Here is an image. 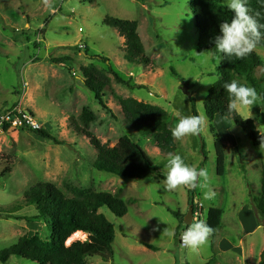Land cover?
<instances>
[{"label": "rangeland", "instance_id": "rangeland-1", "mask_svg": "<svg viewBox=\"0 0 264 264\" xmlns=\"http://www.w3.org/2000/svg\"><path fill=\"white\" fill-rule=\"evenodd\" d=\"M219 2L225 7L224 0ZM51 3L50 9L43 0H0V111L23 108L35 117L43 131L63 142L56 144L36 136L31 129L0 133V252L23 236L38 234L49 239L45 223L30 220L38 215L36 206L24 201L28 189L48 182L67 196L76 187L118 194L128 202V213L123 218L106 207L100 210L115 229L114 254L109 261L95 258L91 264H219L224 260L221 243L238 240L244 232L245 263L259 264L264 251V218L257 213L253 198L261 195L264 152L231 120L217 117L211 124L207 118L200 135L176 140L172 151L187 164L208 169L216 196L204 200L203 190L198 187L192 190L195 200L204 204L206 212L210 207L223 211L214 244L211 236L196 252L180 247L176 236L162 235L169 226L176 233L179 222L173 212H187L190 189L166 192L161 179L130 180L96 170L97 151L86 137L71 129L72 118L79 122L83 109L88 108L96 116L90 131L102 143L114 147L122 138L131 139L152 160L156 173L165 176L168 152L126 125L118 98H134L164 109L170 115L172 128L177 123V111L193 115L190 98L183 92L188 88L197 114L206 115V97L220 79V58L215 59L207 51L199 52L191 0ZM106 17L138 22L145 54L152 61L150 66L134 67L125 60L124 38L103 24ZM254 52L264 63V48L256 47ZM53 59L69 60L61 61L59 66ZM108 62L124 80L145 88L130 89L109 74L111 89L106 92L104 108L84 86L81 68L95 65L104 70ZM255 76L262 86L258 93L262 98L252 106L251 113L243 110L239 115H251L248 119L255 122L259 133H264V65L256 69ZM199 80L215 83L203 84ZM217 136L226 155L221 174L215 147ZM7 167L11 173L2 176ZM157 226L159 230L153 231ZM87 237L81 235L71 242L69 239L67 246L86 241ZM142 243L155 246L157 251ZM228 263L237 264L227 259ZM6 264L36 263L13 256Z\"/></svg>", "mask_w": 264, "mask_h": 264}, {"label": "trees", "instance_id": "trees-1", "mask_svg": "<svg viewBox=\"0 0 264 264\" xmlns=\"http://www.w3.org/2000/svg\"><path fill=\"white\" fill-rule=\"evenodd\" d=\"M249 13H259L257 19L264 23V0H246ZM191 14L199 34V52L207 51L213 54L215 59L220 58V79L210 89L205 100V113L211 124L217 117L226 118L228 93L223 88L225 82L237 80L242 84L254 87L261 93V84L255 76V71L264 65L261 58L253 51L243 59L235 56L227 57L215 49V37L220 35V24L230 22L233 13L226 9L219 0H191ZM103 24L114 28L120 37L124 38L125 60L134 67L150 66L152 61L145 54V47L138 32V22L106 17ZM264 33V29L261 30ZM264 48V39L257 45ZM69 59L51 60L62 65L61 61ZM83 84L95 97L98 104L106 108L104 99L106 92L111 89L110 75L116 82L130 89H144L143 85L134 86L130 81L124 80L112 68L108 62L106 69H99L95 65L81 68ZM176 75L175 72H173ZM246 81V83L243 82ZM192 105V114L196 115V102L194 97L189 99ZM126 125L143 137L152 139L156 146L163 152H172L176 147V140L172 138L169 125L170 115L164 109L134 98H118ZM233 123L242 129L254 146H259L260 133L255 122L244 119L239 113H233L228 117ZM96 120L95 114L88 108H84L79 122L75 118L71 120V129L74 133L86 137L91 146L97 151L94 168L100 172H106L120 178L130 180H142L155 178L164 180L165 176L156 173L152 160L147 156L138 143L129 138H122L114 147L102 143L91 131L90 125ZM212 127V131H214ZM36 136L49 139L56 144L63 143L52 138L45 131H33ZM220 174L224 172L225 157L224 144L219 136L215 141ZM11 173L7 167L2 176ZM71 196H67L53 183L40 182L24 194L27 205L36 206L38 215L30 220H40L45 223L50 232L49 239L40 235L33 237L23 236L8 249L0 252V261L8 263L13 256L23 258L36 264H91V260L100 258L109 261L114 254L115 242L114 226L100 212L102 208H108L116 217L123 218L128 213V202L118 194L109 192H96L92 189L72 187ZM188 205L193 206L195 194L189 192ZM134 200H130L131 203ZM254 207L259 215L264 218V165L261 169V195L253 198ZM179 222L176 229V239L186 227L184 218L186 214L173 212ZM223 211L218 208H210L207 213V224L214 227L213 238L222 225ZM88 235L86 241H77L67 246L68 240L76 233ZM214 244V240L212 242ZM150 250L157 248L148 243H142ZM259 264H264V251L260 256Z\"/></svg>", "mask_w": 264, "mask_h": 264}, {"label": "clouds", "instance_id": "clouds-1", "mask_svg": "<svg viewBox=\"0 0 264 264\" xmlns=\"http://www.w3.org/2000/svg\"><path fill=\"white\" fill-rule=\"evenodd\" d=\"M43 2L46 7L52 8L51 0H43ZM224 3L225 7L234 15L230 22L224 21L220 24V35L215 37V49L224 56H235L237 59H243L252 53L261 40L264 39V33L261 31L264 29V23H260L257 19L259 13L255 15L249 13L246 0H224ZM199 81L203 84L215 83V81ZM223 88L229 97L226 118L231 117L234 112L240 113L243 110L251 113L252 106L262 98L254 87L242 84L235 79L231 82H225ZM203 95H206V93H203ZM176 116L177 123L170 131L172 138L177 141L185 137L200 135L207 121L204 113L183 115L180 111H177ZM250 117L251 115H248L244 119ZM260 133L259 150L264 152V133ZM162 183L166 192L175 191L182 187L190 190L199 187L203 190L204 200H212L216 196L215 191L210 186L208 169H197L195 166L187 164L178 153H168L165 178ZM164 222L169 225V222ZM186 223H188V226L181 235L182 246L191 252H196L208 243L215 229L209 226L206 220L196 219L194 216L190 223L187 221ZM158 230V226L153 228V231ZM162 235L173 238L175 236L174 228L170 226L165 228Z\"/></svg>", "mask_w": 264, "mask_h": 264}, {"label": "built area", "instance_id": "built-area-1", "mask_svg": "<svg viewBox=\"0 0 264 264\" xmlns=\"http://www.w3.org/2000/svg\"><path fill=\"white\" fill-rule=\"evenodd\" d=\"M42 126L35 119L34 116L27 110L20 107H12L8 110L0 111V133H4L8 130L13 129H31L32 131H41ZM192 210V217L196 219L206 220L207 223V212L205 211V206L201 201L194 200ZM187 226L184 228L182 233L186 230ZM179 236V245L182 248L181 235Z\"/></svg>", "mask_w": 264, "mask_h": 264}, {"label": "crops", "instance_id": "crops-1", "mask_svg": "<svg viewBox=\"0 0 264 264\" xmlns=\"http://www.w3.org/2000/svg\"><path fill=\"white\" fill-rule=\"evenodd\" d=\"M188 208H189V205H188ZM210 208H214V207H210ZM178 212L181 213V214H187L188 210H187L186 213H182L180 211H178ZM245 237H246V235H245V232H244L243 236H241L240 239H238V240H234V241H228L227 240L226 244H223V242L221 243L223 247H222V249H220V252L221 251L223 252L224 260H222L219 264H226L227 263V259L231 260V263L235 262L237 264L238 263L246 264L245 263L246 255H245V246H244L245 245ZM215 238H216V234H215ZM215 238H213V234H212V242H213V240H215ZM233 251H236L237 253H232ZM250 251H251V245H250Z\"/></svg>", "mask_w": 264, "mask_h": 264}, {"label": "water", "instance_id": "water-1", "mask_svg": "<svg viewBox=\"0 0 264 264\" xmlns=\"http://www.w3.org/2000/svg\"><path fill=\"white\" fill-rule=\"evenodd\" d=\"M183 92H184L189 98H192V94L189 92L188 88H184ZM192 210H193V207L190 206V207L188 208V212H187V214H186V216H185V218H184V223H185V225H187V226H188V223H186V221L190 223V221H191V219H192Z\"/></svg>", "mask_w": 264, "mask_h": 264}, {"label": "bare ground", "instance_id": "bare-ground-1", "mask_svg": "<svg viewBox=\"0 0 264 264\" xmlns=\"http://www.w3.org/2000/svg\"><path fill=\"white\" fill-rule=\"evenodd\" d=\"M81 235H85V234H84V233H81V232L74 234V235L70 238V242H71V240H73V239H77V238H78L79 236H81Z\"/></svg>", "mask_w": 264, "mask_h": 264}]
</instances>
